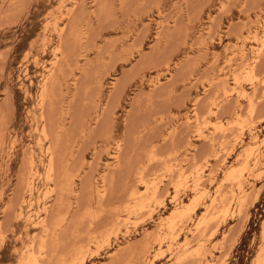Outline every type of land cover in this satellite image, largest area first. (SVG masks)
I'll list each match as a JSON object with an SVG mask.
<instances>
[{
    "label": "rangeland",
    "instance_id": "rangeland-1",
    "mask_svg": "<svg viewBox=\"0 0 264 264\" xmlns=\"http://www.w3.org/2000/svg\"><path fill=\"white\" fill-rule=\"evenodd\" d=\"M262 28L264 0H0V264H25L29 253L41 264H80L79 254L82 264H264ZM233 84L246 96L230 93ZM246 148L248 160L261 157L244 176L239 213L226 176ZM199 192L174 230L161 225L175 199ZM214 194L225 204L198 227ZM199 246L205 257L191 253Z\"/></svg>",
    "mask_w": 264,
    "mask_h": 264
},
{
    "label": "bare ground",
    "instance_id": "bare-ground-1",
    "mask_svg": "<svg viewBox=\"0 0 264 264\" xmlns=\"http://www.w3.org/2000/svg\"><path fill=\"white\" fill-rule=\"evenodd\" d=\"M228 1V0H227ZM223 4V3H222ZM67 11V10H66ZM67 14V13H66ZM64 27V26H63ZM259 27V26H258ZM59 28V27H58ZM61 28V27H60ZM229 28V27H228ZM262 29H264V28H262ZM250 31V30H249ZM256 32L257 31H255V34H256ZM262 34H264V33H262ZM208 36V35H207ZM254 36H256V35H254ZM253 36V38L255 39V37ZM261 36V35H260ZM212 38V37H211ZM246 38V37H245ZM251 39V38H250ZM253 39V40H254ZM261 39V38H260ZM259 39V40H260ZM262 39H264V37H262ZM247 40V39H246ZM54 41V40H53ZM249 41V40H248ZM241 42H242V40H241ZM245 42V41H244ZM255 42V41H254ZM260 42H262V41H260ZM258 43V42H257ZM236 45V44H235ZM241 45V44H240ZM251 46V45H250ZM58 47V46H57ZM227 47V46H226ZM234 47V46H233ZM258 47V46H257ZM261 47H264V45H262ZM261 47H259L260 49H261ZM59 48V47H58ZM241 48H243V47H241ZM251 48V47H250ZM259 48H257V49H259ZM59 49H61V48H59ZM262 49H264V48H262ZM261 49V50H262ZM58 49H55V52L57 51ZM255 50H256V48H255ZM253 51V50H252ZM251 51V52H252ZM259 51V50H258ZM262 51H264V50H262ZM254 53H255V51H253ZM261 53V52H260ZM55 54V53H54ZM241 54V53H240ZM53 55V54H52ZM63 55V54H62ZM253 55V54H252ZM257 55V54H256ZM54 56V55H53ZM52 56V57H53ZM243 56V55H242ZM260 56V55H259ZM56 57V56H55ZM61 58H62V56H61ZM256 58V57H255ZM33 60V59H32ZM52 60V59H51ZM50 60V61H51ZM57 60V59H56ZM49 61V62H50ZM54 61V60H53ZM53 61H51L52 62V64H53ZM247 61V60H246ZM250 62H252V61H250ZM255 62V60L253 61V63ZM230 63V62H229ZM56 64H57V61H56ZM216 64V63H215ZM228 64V63H227ZM236 64H238V63H236ZM248 64V63H247ZM54 65V64H53ZM35 66V65H34ZM51 66V65H50ZM55 66V65H54ZM245 66H248V65H245ZM47 67V66H46ZM48 68H49V66H48ZM46 69V68H45ZM50 69V68H49ZM257 69V68H256ZM235 70V69H234ZM248 72H250L251 73V75L252 76H254V71H255V64H251L249 67H248ZM53 71H54V69H53ZM241 72V71H240ZM53 73V72H52ZM262 73V72H261ZM248 74V73H247ZM256 74V73H255ZM51 75V74H50ZM53 75V74H52ZM235 75V74H234ZM241 75V74H240ZM249 75V74H248ZM252 76H250V78H252ZM235 77V76H234ZM50 79V77H49V75H48V77H47V79ZM241 78V77H240ZM240 78H238V80L240 79ZM257 78V77H256ZM234 79V78H233ZM237 79V78H236ZM243 79V78H242ZM255 80V78H252V80H251V82H255L254 81ZM46 80H44V82H45ZM54 81V80H53ZM234 81V80H233ZM235 81H237V80H235ZM262 81H264V80H262ZM261 81V82H262ZM50 82V81H49ZM53 83V82H52ZM228 83V82H227ZM233 83H236V82H233ZM258 83V82H257ZM51 84V83H50ZM237 84V83H236ZM46 85V84H45ZM48 85V84H47ZM230 85V84H229ZM229 85H227L228 87H229ZM234 85V84H233ZM242 85V84H241ZM255 85H256V83H255ZM240 86V85H239ZM239 86H237V85H234V86H232V88L229 90L228 89V91L231 93V92H235L236 94H237V96H246V92H245V90H244V88H243V86H242V88H240ZM44 87V86H43ZM47 87V86H46ZM46 87H44L42 90H44ZM48 88V87H47ZM230 88V87H229ZM226 89H227V87H226ZM252 89H253V87H252ZM41 91V90H40ZM45 91H46V89H45ZM48 91V90H47ZM225 91V90H224ZM42 92V91H41ZM49 92V91H48ZM48 92H45V93H48ZM248 92V91H247ZM250 92V91H249ZM43 93V92H42ZM226 93V92H225ZM229 93V94H230ZM39 94V93H38ZM41 95V94H40ZM49 95V94H48ZM228 95V94H227ZM226 95V96H227ZM248 95V94H247ZM236 96V97H237ZM244 96V97H245ZM250 96V95H249ZM241 97H237V98H241ZM236 98V99H237ZM250 98H251V96H250ZM243 99V98H242ZM252 100V99H251ZM248 101L250 102V100L248 99ZM255 101H253L252 103H254ZM41 104V103H40ZM216 104V103H215ZM215 104H214V106H215ZM250 104V103H249ZM255 104V103H254ZM242 105V104H241ZM250 106V105H249ZM217 107V106H216ZM256 108V107H255ZM44 109V108H43ZM249 109V108H248ZM209 110H211V109H209ZM254 110V105L252 104L251 105V111H253ZM43 111V110H42ZM195 111V110H194ZM253 112H255V111H253ZM215 113H217V109H216V112ZM240 113V112H239ZM238 113V114H239ZM194 114H195V112H194ZM201 114V113H200ZM212 114H213V111H212ZM236 115V116H239V115ZM47 115V114H46ZM216 115V114H215ZM218 115V114H217ZM43 116V115H42ZM43 117H45V116H43ZM200 117V116H199ZM202 117V116H201ZM197 118V117H196ZM195 118V119H196ZM244 118V117H243ZM205 119V118H204ZM251 119V118H250ZM44 120H46V119H44ZM197 120V119H196ZM220 120V119H219ZM241 121H242V119H241ZM45 122V121H44ZM217 122V121H216ZM221 122V121H220ZM46 123H47V121H46ZM195 123H196V121H195ZM208 123V122H207ZM44 124V123H43ZM42 124V125H43ZM198 124V123H197ZM206 124V123H205ZM216 124H218V123H216ZM220 124V123H219ZM222 124V123H221ZM221 124H220V126H221ZM212 125V124H211ZM47 126H48V124H47ZM200 126V125H199ZM204 126V125H203ZM215 126V125H214ZM252 126V125H251ZM43 127V126H42ZM197 127V126H196ZM219 127V126H218ZM220 128V127H219ZM222 128V127H221ZM220 128V129H221ZM202 129V128H201ZM217 129V128H216ZM48 130V129H47ZM200 130V129H199ZM250 130V129H249ZM200 131H202V130H200ZM241 131V130H240ZM41 132H43V131H41ZM197 132V131H196ZM203 133H204V131H202ZM211 132V131H210ZM219 132V131H218ZM222 132V131H221ZM244 132V131H243ZM49 133V132H48ZM215 133H217V132H215ZM225 133H226V131H225ZM242 133V132H241ZM44 134V133H43ZM198 134V133H197ZM45 135V134H44ZM201 135V134H200ZM217 135V134H216ZM228 135V134H227ZM46 136V135H45ZM44 136V137H45ZM202 136V135H201ZM215 136V135H214ZM221 136H222V134H221ZM48 136H46V138H47ZM239 137V136H238ZM45 138V139H46ZM201 138V137H200ZM255 138H258V135L257 134H255L254 135V140H256ZM262 138H264V137H262ZM226 140V139H225ZM221 141V140H220ZM262 143H264V141H261ZM261 143V144H262ZM49 144V143H48ZM218 144V143H217ZM258 144V143H257ZM50 145V144H49ZM223 146V145H222ZM49 147V146H48ZM118 147V146H117ZM227 147V146H226ZM226 147H225V149H226ZM232 147V146H231ZM26 149V148H25ZM48 149V148H47ZM51 149V148H50ZM54 149V148H53ZM52 149V150H53ZM224 149V148H223ZM252 149V148H251ZM254 150V149H253ZM54 151V150H53ZM47 152V151H46ZM55 152V151H54ZM119 152V151H118ZM219 152V151H218ZM252 151H250L249 150V148H246V150L244 151V153L242 154L241 153V157H242V155L244 156V158H247L246 159V161H245V163H243V165L239 168V169H236V170H234L233 168L234 167H232V169L230 168V170L229 171H227L228 172V174H227V176H226V178L227 179H229V180H234L235 181V185H236V187L234 188L233 187V189H230V187L229 186H227V187H229V188H226V191H227V189H230L229 191L231 192L230 194H232V196H233V198H231L230 200L231 201H229V204L231 205V204H233V203H235L236 205H238V212H239V210H240V206H241V200H240V197L242 196L243 198H244V196H243V194H244V191H245V185H244V182H243V180H245L244 178V176H245V174H246V176H247V174L252 170V168L256 165L257 166V163L258 162H260L259 161V159H260V157H261V150H258L255 154H253L252 155V157L248 160V156L249 155H251L250 153H251ZM120 153V152H119ZM117 154V153H116ZM214 154V153H213ZM53 155H56V154H53ZM217 155V154H216ZM220 155H222V154H220ZM226 155V154H225ZM238 155H240V154H238ZM219 156V155H218ZM119 157V156H118ZM211 157V156H210ZM54 158H56L57 159V157H53L52 156V153H51V155H49V157H48V170H49V173H46L47 175L45 176V178L47 177V179H51V175H52V172H53V170L55 169V166L57 165V162L55 161L54 162ZM222 158V157H221ZM220 158V159H221ZM226 158V157H225ZM55 159V160H56ZM207 160V159H206ZM247 161H249V162H247ZM205 162H207V161H205ZM54 163H56V165L54 164ZM198 163V162H197ZM225 163V162H224ZM242 163V162H241ZM196 164V163H195ZM199 164V163H198ZM55 165V166H54ZM182 165V164H181ZM193 165V164H192ZM57 167V166H56ZM198 167V166H197ZM184 168V167H183ZM190 168V170H192L191 168H192V166H190L189 167ZM238 168V167H237ZM257 168V167H256ZM56 170H57V168H56ZM178 170V169H177ZM179 170H181V169H179ZM187 171H188V169H186ZM204 170V169H203ZM31 171H33V170H31ZM184 171V170H183ZM193 171H195L194 169H193ZM192 171V172H193ZM253 171V170H252ZM30 172V171H29ZM57 172V171H56ZM138 172V171H137ZM168 172V171H167ZM169 172H170V169H169ZM171 172H172V168H171ZM191 172V171H190ZM189 172V173H190ZM38 173V172H37ZM140 173H141V171H140ZM184 173H186V172H184ZM260 173V172H259ZM57 174V173H56ZM175 174H176V176L178 175L177 174V172L175 171ZM182 174V173H181ZM197 174V173H196ZM200 174V173H199ZM211 174H213V173H211ZM30 175V174H29ZM106 175V174H105ZM139 175V174H138ZM191 175V174H190ZM208 175V174H207ZM141 176H142V174H141ZM188 176V175H187ZM196 176V175H195ZM250 176H251V174H250ZM249 176V177H250ZM257 176V175H256ZM33 177V176H32ZM54 177H55V175H54ZM76 177V176H75ZM103 177V176H102ZM106 177V176H105ZM140 177V176H139ZM138 177V178H139ZM172 177V176H171ZM182 177V176H181ZM181 177L179 176V178L181 179ZM211 177V176H210ZM28 178V177H27ZM56 178V177H55ZM143 178H144V176H143ZM170 178V177H169ZM173 178V177H172ZM185 178V177H184ZM187 178V177H186ZM193 178V177H192ZM32 179V178H31ZM46 179V180H47ZM68 179H69V177H68ZM175 179V178H174ZM188 179V178H187ZM195 179V178H194ZM204 179V178H203ZM207 179V178H206ZM227 179H226V181H227ZM27 180V179H26ZM54 180H56V179H54ZM73 180V179H72ZM103 180H104V178H103ZM102 180V181H103ZM139 180V179H138ZM153 180V179H152ZM154 180H156V178H154ZM153 180V181H154ZM185 180V179H184ZM225 180V179H224ZM74 181V180H73ZM150 181V180H149ZM158 181V180H157ZM170 181H171V179H170ZM178 181V179L177 180H175V182H177ZM182 181V180H181ZM195 181V183L194 184H192V185H194V186H197L196 184H198L199 183V178L197 177V179L196 180H194ZM204 181H206V180H204ZM234 181H233V183H234ZM142 182V181H141ZM143 182H144V179H143ZM155 182V181H154ZM193 182V181H192ZM201 182V181H200ZM81 183V182H80ZM104 183V182H103ZM148 183V182H147ZM146 183V181H145V186H146V188L148 187V184ZM150 183V182H149ZM159 183V182H158ZM157 183V184H158ZM169 183H171V182H169ZM173 183V182H172ZM179 183V182H178ZM183 183V182H182ZM231 183V182H230ZM253 183V182H252ZM29 184V183H28ZM102 184V183H101ZM105 184V183H104ZM139 184V183H138ZM156 184V186L158 187V185ZM160 184V183H159ZM176 184V183H175ZM201 184V183H200ZM203 184V183H202ZM81 185V184H80ZM97 185V184H96ZM103 185V184H102ZM142 185V184H141ZM151 185V184H150ZM150 185H149V187H150ZM152 185H154V184H152ZM171 185V184H170ZM178 185V184H177ZM176 185V186H177ZM185 185H187V183L185 184ZM199 185V184H198ZM220 185V184H219ZM230 185V184H229ZM234 185V186H235ZM68 186H69V184H68ZM70 186H72V185H70ZM105 186V185H104ZM173 186V185H172ZM200 186V185H199ZM232 186V185H231ZM30 187H31V185H30ZM29 187V188H30ZM51 187V186H50ZM99 187V186H98ZM97 187V190H99V189H101V188H98ZM103 187V186H102ZM165 187H166V184H165ZM164 187V188H165ZM198 187V186H197ZM196 187V188H197ZM201 187V186H200ZM224 187V186H223ZM253 187H254V185H253ZM252 187V188H253ZM48 188V187H47ZM52 188V187H51ZM53 188H55V185L53 186ZM57 188V187H56ZM67 188V187H66ZM65 188V189H66ZM71 188V187H70ZM72 188H73V186H72ZM80 188V187H79ZM137 188H138V186H137ZM145 188V187H144ZM175 188V187H174ZM180 188V187H179ZM183 188V187H182ZM192 188V187H191ZM214 188H216V187H214ZM218 188H220V189H218V190H221L222 189V186L221 187H218ZM33 189V188H32ZM139 189V188H138ZM148 189V188H147ZM150 189V188H149ZM154 189H155V187H154ZM162 189V188H161ZM165 189H168V188H165ZM193 189V188H192ZM261 189H262V187H261ZM48 190V189H47ZM70 190V189H69ZM72 190V189H71ZM80 190V189H79ZM133 190V189H132ZM185 190V189H184ZM251 190V189H250ZM259 190V189H258ZM52 191V190H51ZM57 191V190H56ZM74 191V190H73ZM100 191V190H99ZM137 191V190H136ZM139 191V190H138ZM142 191V190H141ZM144 191H145V189H144ZM143 191V192H144ZM157 191V190H156ZM162 191H163V193H164V189H162ZM162 191H160V192H162ZM166 191V190H165ZM202 191V190H201ZM204 191V190H203ZM222 191V190H221ZM252 191V190H251ZM260 191V190H259ZM258 191V192H259ZM32 192V191H31ZM46 192V191H45ZM48 192V191H47ZM54 192V191H53ZM149 192H150V190H149ZM159 192V191H158ZM166 192H168V191H166ZM170 192V191H169ZM178 192V191H177ZM228 192V191H227ZM253 192V191H252ZM100 193V192H99ZM148 193V192H147ZM146 193V194H147ZM151 193V195L153 194L152 193V191L150 192ZM201 192H199V194H200ZM222 193H224L223 191H222ZM246 193V192H245ZM251 193V192H250ZM250 193H246V194H250ZM260 193V192H259ZM139 194V193H138ZM143 194V193H142ZM145 194V195H146ZM154 194H156V193H154ZM198 193L196 194V195H193V197H190V200L189 201H187L186 203H184V205H183V201L182 200H176L175 199V201H174V208H173V211L172 212H170L171 213V215H169L166 219H162L161 220V225H166L167 226V229L169 228V229H171V230H174L173 228L176 226L175 224H174V222H175V220H176V218H184L185 216H189L190 215V211L191 210H195V207L196 206H198L197 204L199 203L198 202V200H199V198H200V196H201V194L199 195ZM228 194H229V192H228ZM252 194V193H251ZM250 194V195H251ZM44 195V194H43ZM46 195V194H45ZM128 195V194H127ZM131 196L130 197H133L132 199H135V205H136V209H137V207L138 208H141V207H143L144 206V204H143V199H145V198H143V197H145V196H141V195H137V192H133V193H131L130 194ZM149 194H147V199L148 198H150L151 196H148ZM163 195V194H162ZM162 195H161V197H162ZM219 195H221V194H219ZM223 195H225V194H223ZM223 195H221L222 197H223ZM176 195L174 194V196L173 197H175ZM231 196V197H232ZM153 197V196H152ZM210 197V196H209ZM220 197V196H219ZM218 198V197H215V194H214V197H212L211 198V200H210V202H208L207 204H205L206 205V211H207V215L206 214H204L203 216H201L199 219H197V221L195 222L196 223V225L199 227H201V226H206V222H207V216H209L210 214H208L209 213V211L212 209V208H214V206H215V204L217 203V204H219V203H224L225 204V198L223 197V198ZM241 197V198H242ZM249 197V196H248ZM58 198V197H57ZM128 198V197H127ZM205 198V197H204ZM246 198V197H245ZM75 199H77L76 197H75ZM227 199L228 198H226V201H227ZM248 198H246V200H247ZM55 200V199H54ZM154 200V199H153ZM156 200V199H155ZM250 200V199H249ZM56 201V200H55ZM146 201V200H145ZM248 201V200H247ZM246 201V202H247ZM57 202V201H56ZM127 202H129V200L127 201ZM134 202V201H133ZM161 202H162V199H161ZM245 202V201H244ZM243 202V203H244ZM147 203H149V202H147ZM164 203V202H163ZM126 204V203H125ZM129 204V203H128ZM133 204V203H132ZM216 204V205H217ZM248 204H249V201H248ZM53 205H54V203H53ZM158 205V204H157ZM160 205V204H159ZM220 205V204H219ZM218 205V206H219ZM226 205H227V202H226ZM121 206V205H120ZM146 206H147V204H146ZM151 206V205H150ZM217 206V207H218ZM125 207V206H124ZM127 207H129V206H127ZM132 207V206H131ZM221 207V206H220ZM224 207H226V206H224ZM230 207V206H229ZM229 207H227V209H226V211H228L230 208ZM235 207V206H234ZM237 207V206H236ZM245 208V205L244 206H242V208ZM147 208V207H146ZM219 208V207H218ZM229 208V209H228ZM246 208H247V206H246ZM119 210H120V208H118ZM125 209V208H124ZM132 209V208H131ZM143 209V208H142ZM149 209H152V208H149ZM154 209V208H153ZM222 209H223V207H222ZM116 210V209H115ZM127 210H128V208L126 209V211L124 210V212H127ZM147 211H148V209H146ZM223 210H225V209H223ZM233 210V209H232ZM245 210V209H244ZM22 211V210H21ZM117 211V210H116ZM121 211V210H120ZM136 211V210H135ZM213 211L214 210H212V213H213ZM235 211V210H234ZM233 211V212H234ZM123 212V213H124ZM134 212V211H133ZM133 212H131V213H133ZM140 212V211H139ZM146 212V211H145ZM190 212V213H189ZM204 213H205V211H203ZM221 211H219V213H220ZM224 212V211H223ZM229 212V211H228ZM241 212H242V210H241ZM47 213V212H46ZM49 213H50V211L48 212V215H49ZM122 213V212H121ZM128 213V212H127ZM143 213V212H142ZM226 213V215H227V212H225ZM240 213V212H239ZM117 214H119V213H117ZM116 213H115V215H117ZM144 214V213H143ZM220 214H222V213H220ZM243 214V213H242ZM47 215V214H46ZM47 215V217H49ZM115 215H114V217H115ZM225 215V216H226ZM239 215V214H238ZM120 216V215H119ZM135 216H136V213H135ZM147 216H149V215H147ZM217 216V215H216ZM224 216V215H223ZM240 216H241V214H240ZM239 216V217H240ZM244 216V215H243ZM95 217V216H94ZM118 217V216H117ZM117 217H116V219H117ZM130 217V216H129ZM146 217V216H145ZM212 217H214V215L212 216ZM220 217H221V215H220ZM128 217H126V219H127ZM140 218V217H139ZM143 218H144V216H143ZM189 217H187V219H188ZM190 218H191V216H190ZM210 218V217H209ZM209 218H208V220H209ZM223 218V217H222ZM224 218H226V217H224ZM223 218V219H224ZM44 219H45V217H44ZM43 219V220H44ZM48 219V218H47ZM112 219H114V218H112ZM141 219V218H140ZM139 219V220H140ZM187 219H185L186 221H187ZM214 219H216V218H214ZM221 219V218H220ZM41 220V219H40ZM41 221L42 223H44V221ZM46 220V219H45ZM50 220V219H49ZM53 220V219H52ZM93 220V219H92ZM136 220H138L137 218H136ZM218 218H217V224L218 225H220L219 223H221L220 222V220H219V223H218ZM222 220V219H221ZM239 220H240V218H239ZM114 221H115V219H114ZM113 221V222H114ZM121 221H122V219H121ZM129 221V220H128ZM189 221V220H188ZM192 221V220H191ZM215 221V220H214ZM46 222L48 223H50L51 221H47L46 220ZM116 222H117V220H116ZM213 222V221H212ZM211 222V223H212ZM237 222H239L238 220H237ZM60 223H62L61 221H60ZM59 223V224H60ZM105 223V222H104ZM119 223H120V220H119ZM118 223V224H119ZM185 223V222H184ZM188 223V222H187ZM211 223H210V226H211ZM214 223V222H213ZM36 224V223H35ZM58 224V225H59ZM106 224V223H105ZM113 224V223H112ZM117 224V225H118ZM121 224H122V222H121ZM123 224H125V223H123ZM178 224V223H177ZM186 224V223H185ZM42 225V224H41ZM47 224H44V226H46ZM49 225V224H48ZM50 225H53V227H54V225L55 224H50ZM175 225V226H174ZM207 225H208V223H207ZM111 226H113V225H111ZM160 226V225H159ZM182 226H183V224H182ZM209 226V227H210ZM215 226H216V224H215ZM42 227V226H41ZM56 227V226H55ZM54 227V228H55ZM158 226H156V228H157ZM184 227V226H183ZM183 227H181V229L183 228ZM190 227V226H189ZM213 227H214V225H213ZM51 229H52V227H50ZM108 228V227H107ZM117 228V227H116ZM155 228V229H156ZM164 228V227H163ZM207 228V227H206ZM212 228V227H211ZM214 228H216V227H214ZM214 228H212V229H214ZM42 229V228H41ZM43 229H44V227H43ZM51 229H50V231L49 232H51ZM94 229V228H93ZM118 229H120V228H118ZM180 229V228H179ZM197 229H199V228H197ZM197 229H196V231H197ZM211 230L210 228H207V230ZM217 229V228H216ZM60 230V229H59ZM111 230V229H110ZM109 230V231H110ZM116 230V229H115ZM114 230V231H115ZM205 229H203V230H201V231H204ZM206 230V231H207ZM114 231H112V232H114ZM150 231V230H149ZM156 231H158V228H157V230ZM182 231V230H181ZM180 231V232H181ZM189 231V230H188ZM191 231V230H190ZM196 231H195V233H196ZM199 231V230H198ZM212 231V230H211ZM211 231H208V233L209 232H211ZM214 231H216L215 229H214ZM230 231V230H229ZM54 232V231H53ZM93 232H95V231H93ZM103 232H105V230L103 231ZM155 232V231H154ZM107 233V232H106ZM105 233V234H106ZM118 233H119V231H118ZM126 233V232H125ZM150 233V232H149ZM157 233V232H156ZM170 233H172L173 234V232H170ZM201 233V232H200ZM230 233V232H229ZM93 234V233H92ZM114 234V233H113ZM152 234V233H151ZM169 234V233H168ZM171 234V235H172ZM197 234V233H196ZM203 234V233H202ZM40 235H42V233H40ZM57 235V234H56ZM59 235H60V233H59ZM96 235V234H95ZM99 235L101 236V234L99 233ZM99 235H98V237H99ZM103 235H104V233H103ZM144 235V234H143ZM153 235V234H152ZM159 235V234H158ZM194 236H195V234H193ZM207 235H209V234H207ZM206 234L204 235L205 237L207 236ZM213 235V234H212ZM211 235V236H212ZM237 235V234H236ZM37 236H39V235H37ZM105 236V235H104ZM109 236V235H108ZM148 236V235H147ZM155 236H157V235H154V237ZM163 236V235H162ZM166 236V235H165ZM176 236V235H175ZM178 236V235H177ZM202 236V235H201ZM57 237V236H56ZM89 237V236H88ZM96 237V236H95ZM146 237V236H145ZM149 237V236H148ZM159 237V236H158ZM169 237V236H168ZM172 237V236H171ZM170 237V238H171ZM151 238H153V236L152 237H150V239ZM176 238V237H175ZM175 238H173V239H175ZM197 238V237H196ZM209 238H210V236H209ZM233 238V237H232ZM4 239V238H3ZM38 239V238H37ZM58 239V238H57ZM90 239V238H89ZM109 239V238H108ZM166 240H167V238H165ZM172 239V238H171ZM40 247H39V249H41L42 251H44V249L46 248V238L44 237V236H42L41 238H40ZM59 240V239H58ZM103 240V239H102ZM104 240H106V239H104ZM103 240V241H104ZM186 240V239H185ZM185 240H184V242H185ZM188 240H189V237H188ZM187 240V241H188ZM195 240H197V239H195ZM48 241V240H47ZM102 241V242H103ZM152 241V240H151ZM153 241H155V240H153ZM159 241H161V240H159ZM186 241V242H187ZM228 241V240H227ZM231 241V240H230ZM234 241V240H233ZM233 241L231 242V243H233ZM97 242H99V240L97 241ZM92 243V242H91ZM104 244V243H103ZM160 244V243H159ZM172 244V243H171ZM185 244V243H184ZM191 244V243H190ZM234 244V243H233ZM57 245V244H56ZM95 245V247H96V244H94ZM223 245V244H222ZM228 245V244H227ZM232 245V244H231ZM52 246V245H51ZM90 246V245H89ZM98 246V245H97ZM104 246V245H103ZM102 246V247H103ZM197 246V245H196ZM216 246V245H215ZM233 246V245H232ZM47 247H49V245L47 246ZM55 247V246H54ZM53 247V248H54ZM101 247V248H102ZM158 247H160V246H158ZM170 247V246H169ZM184 247V246H183ZM202 247H204V246H202ZM225 247V246H224ZM231 247V246H230ZM50 248V247H49ZM52 248V247H51ZM56 248V247H55ZM184 248H186V247H184ZM195 248V247H194ZM227 248V247H226ZM226 248H224V249H226ZM85 250H86V248H84ZM150 247H149V250H148V248H147V250L148 251H150ZM153 249V248H152ZM160 249V248H159ZM168 249V248H167ZM170 249V248H169ZM183 249V248H182ZM162 250V253H163V249H161ZM205 250V249H204ZM227 250V249H226ZM39 251V250H38ZM54 251V250H53ZM73 251H75V250H73ZM72 251V252H73ZM78 251V250H77ZM158 251V250H157ZM156 251V252H157ZM160 251V250H159ZM158 251V252H159ZM192 251H194L193 253L195 254L194 256H197V258H198V256H206V254H204L203 253V251L201 250V246H199V247H197V248H195V250L192 248L191 249V253H192ZM211 251V250H210ZM209 251V252H210ZM76 252V251H75ZM79 252H82V251H79ZM94 250H93V254H94ZM122 252V251H121ZM228 252V251H227ZM77 253V252H76ZM96 253V252H95ZM99 253V252H98ZM161 253V254H162ZM186 253H188V252H186ZM224 253V252H223ZM226 253V252H225ZM262 253V252H261ZM48 254V253H47ZM92 254V255H93ZM147 254V253H146ZM185 254V253H184ZM183 254V255H184ZM213 253H211V255H212ZM76 256H77V254H75ZM74 255V256H75ZM114 255H115V253H114ZM116 255H118V254H116ZM157 255V254H156ZM186 255V254H185ZM184 255V256H185ZM188 256L190 255V254H187ZM45 256V255H44ZM79 256L81 257V258H79L80 260H78L79 261V263L80 264H82L83 263V261H84V259H85V257H84V254L81 256L80 254H79ZM87 256V255H86ZM146 256V255H145ZM144 256V257H145ZM159 256V255H158ZM182 256V255H181ZM191 256V255H190ZM220 256V255H219ZM180 257V256H179ZM260 257V256H259ZM262 257H264V255H262ZM50 258V257H49ZM71 258V257H70ZM153 258V257H152ZM155 258V257H154ZM183 258V257H182ZM192 259H193V255H192V257H191ZM190 258V259H191ZM211 258H212V256H211ZM76 259V258H75ZM78 259V258H77ZM178 259H181V257L180 258H178ZM71 260V259H70ZM70 260H68V261H70ZM184 260H185V258H184ZM189 260V259H188ZM194 260V259H193ZM197 261H198V259H196ZM67 261V260H66ZM67 261V262H68ZM73 261V260H72ZM71 261V263L73 264V262ZM77 261V262H78ZM148 261V260H147ZM153 261H154V259H153ZM179 261H182V260H179ZM179 261H178V263H179ZM199 261H200V259H199ZM202 261V260H201ZM200 261V262H201ZM209 261V260H208ZM218 261H219V257H218ZM258 261V260H257ZM24 262H25V264H41V262H40V259H39V257L37 256V255H35V254H33V253H29V255L27 256V258L24 260ZM65 262V261H64ZM67 262H66V264H67ZM75 262V261H74ZM149 262H151V261H149ZM184 262V261H183ZM220 262V261H219ZM223 262V261H222ZM69 263V262H68ZM107 263V262H106ZM152 263V262H151ZM177 263V264H178ZM180 263H182V262H180ZM197 263H199V262H197ZM202 263V262H201ZM212 263V262H211ZM216 263H217V261H216ZM216 263H214V264H216ZM225 263V262H224ZM70 264V263H69ZM77 264V263H76ZM147 264V263H146ZM150 264V263H149ZM175 264H176V261H175ZM206 264H208V262L206 263ZM219 264V263H218Z\"/></svg>",
    "mask_w": 264,
    "mask_h": 264
}]
</instances>
